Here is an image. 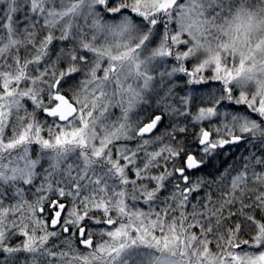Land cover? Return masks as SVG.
I'll return each instance as SVG.
<instances>
[{
  "label": "snow or ice",
  "instance_id": "obj_1",
  "mask_svg": "<svg viewBox=\"0 0 264 264\" xmlns=\"http://www.w3.org/2000/svg\"><path fill=\"white\" fill-rule=\"evenodd\" d=\"M0 264H264V0H0Z\"/></svg>",
  "mask_w": 264,
  "mask_h": 264
}]
</instances>
